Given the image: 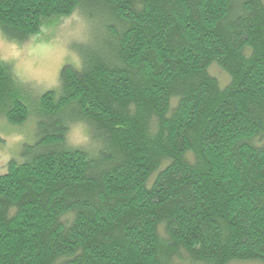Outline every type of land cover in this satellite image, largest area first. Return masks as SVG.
<instances>
[{
    "label": "trees",
    "instance_id": "obj_1",
    "mask_svg": "<svg viewBox=\"0 0 264 264\" xmlns=\"http://www.w3.org/2000/svg\"><path fill=\"white\" fill-rule=\"evenodd\" d=\"M86 5L79 65L0 173V264H264L262 0H0V32ZM12 80L0 60V115L21 125Z\"/></svg>",
    "mask_w": 264,
    "mask_h": 264
},
{
    "label": "rangeland",
    "instance_id": "obj_2",
    "mask_svg": "<svg viewBox=\"0 0 264 264\" xmlns=\"http://www.w3.org/2000/svg\"><path fill=\"white\" fill-rule=\"evenodd\" d=\"M93 11L92 7L86 5L70 16L53 17L43 23L37 32L24 38L6 37L0 32V60L9 66L13 75L8 101L18 98L30 110L27 120L21 125H11L0 115V173L6 170L9 160L19 159L25 144L30 145L35 141L39 97L57 86L60 68L67 63L79 65V46L88 42L91 26L94 28L98 23L97 13H94L95 19L90 15ZM214 65H210L209 73L224 86L228 75ZM86 133L83 123H74L69 128L67 142L84 144L88 139ZM238 263L260 264L234 261L229 264ZM176 264L191 263L185 260L183 263L177 261Z\"/></svg>",
    "mask_w": 264,
    "mask_h": 264
},
{
    "label": "bare ground",
    "instance_id": "obj_3",
    "mask_svg": "<svg viewBox=\"0 0 264 264\" xmlns=\"http://www.w3.org/2000/svg\"><path fill=\"white\" fill-rule=\"evenodd\" d=\"M239 264V263H238Z\"/></svg>",
    "mask_w": 264,
    "mask_h": 264
}]
</instances>
